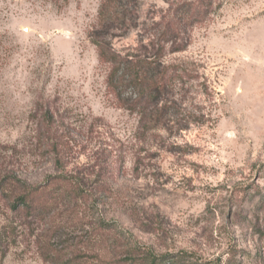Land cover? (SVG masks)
Segmentation results:
<instances>
[{"label": "rangeland", "instance_id": "rangeland-1", "mask_svg": "<svg viewBox=\"0 0 264 264\" xmlns=\"http://www.w3.org/2000/svg\"><path fill=\"white\" fill-rule=\"evenodd\" d=\"M101 1L0 0V171L34 189L0 190V264H264V0L130 6L121 56L207 6L162 52L160 123L108 85Z\"/></svg>", "mask_w": 264, "mask_h": 264}, {"label": "trees", "instance_id": "trees-1", "mask_svg": "<svg viewBox=\"0 0 264 264\" xmlns=\"http://www.w3.org/2000/svg\"><path fill=\"white\" fill-rule=\"evenodd\" d=\"M135 2L137 0H102L98 9V24L91 33V39L97 48L99 59L110 66L108 85L118 89V85L120 87L122 83H128L136 91L135 104L145 107L151 119L148 123H160L163 114L158 105L168 87L167 69L160 61L162 52L167 44L170 45L172 53L185 50L187 38L181 35L195 23L203 21L207 15V6L202 2H191L186 5L185 15L176 13L177 16L172 19L152 22L151 26L155 30L153 39L141 46L145 54L121 56L110 49L105 39L111 31L126 24L128 15L132 13L130 6ZM149 107H154V110L151 111ZM1 189L14 194L11 199L13 208H32L30 198L34 195V189L3 171H0ZM149 264L155 263L151 261Z\"/></svg>", "mask_w": 264, "mask_h": 264}]
</instances>
